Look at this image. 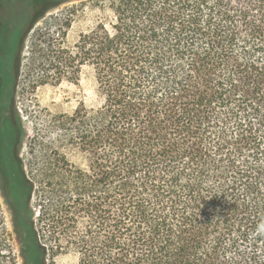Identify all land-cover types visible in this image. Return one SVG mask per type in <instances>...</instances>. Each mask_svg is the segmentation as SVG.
Masks as SVG:
<instances>
[{
  "label": "trees",
  "instance_id": "16d2710c",
  "mask_svg": "<svg viewBox=\"0 0 264 264\" xmlns=\"http://www.w3.org/2000/svg\"><path fill=\"white\" fill-rule=\"evenodd\" d=\"M23 1L17 24L0 0V89L11 98L24 16L32 28L61 3ZM100 8L73 49L51 55L73 80L88 65L102 103L61 117L89 166L63 158L56 178L40 179V229L17 124L0 116L2 190L23 264H44L42 240L73 247L78 264H264V0Z\"/></svg>",
  "mask_w": 264,
  "mask_h": 264
},
{
  "label": "rangeland",
  "instance_id": "374dc122",
  "mask_svg": "<svg viewBox=\"0 0 264 264\" xmlns=\"http://www.w3.org/2000/svg\"><path fill=\"white\" fill-rule=\"evenodd\" d=\"M18 1L11 0L8 8L9 17L17 24L21 23L18 18L26 13L25 2ZM54 1L57 0H51ZM103 3L105 0H61L59 5L49 9L32 28L29 20L34 16L30 15L29 19L28 15L24 16L27 23L24 41L20 45L21 63L15 93L11 98L10 114L17 124V158L23 163L27 177L35 180L30 207L36 224L40 179L49 174L54 177L57 167L63 165V158L72 168L78 166L87 170L89 166L87 153L79 149L72 136L74 124L69 119L66 124L68 129H64L62 115L73 116L81 103L88 109L102 103L92 69L88 65L82 67L79 79L73 80L57 70L51 62V55L53 51L63 47L73 49L79 35L98 23L102 15L100 5ZM40 8L42 7L35 5L32 13H37ZM1 9L0 6V11ZM1 93L2 89L0 98ZM38 228L40 229L39 223ZM42 241L47 252L44 264H78L79 255L73 247L65 249L60 248L54 240ZM0 260L10 264H23L13 211L3 194L1 177Z\"/></svg>",
  "mask_w": 264,
  "mask_h": 264
},
{
  "label": "flooded vegetation",
  "instance_id": "af4514ba",
  "mask_svg": "<svg viewBox=\"0 0 264 264\" xmlns=\"http://www.w3.org/2000/svg\"><path fill=\"white\" fill-rule=\"evenodd\" d=\"M30 17L31 16L28 15L27 19H29ZM20 41H21V37H19V42ZM1 80H2V76H1ZM2 93H1V98H0V116L10 115L11 97L9 95H4Z\"/></svg>",
  "mask_w": 264,
  "mask_h": 264
}]
</instances>
